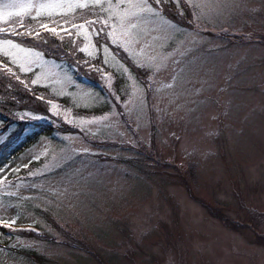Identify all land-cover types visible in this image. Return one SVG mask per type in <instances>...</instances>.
I'll return each mask as SVG.
<instances>
[{
  "label": "rangeland",
  "instance_id": "374dc122",
  "mask_svg": "<svg viewBox=\"0 0 264 264\" xmlns=\"http://www.w3.org/2000/svg\"><path fill=\"white\" fill-rule=\"evenodd\" d=\"M80 2L86 6L36 19L32 12L26 22L62 28L92 18L77 38L91 62L101 56L93 73L106 74L104 96L73 78V58L65 65L30 48L43 68L21 71L0 52L28 86L53 99L49 115L23 113L57 128L15 161L39 158L36 179L5 190L50 212L54 229L26 210L19 221L38 223L58 241L17 239L14 248L42 261L10 253L0 264H264V0H173L191 27L163 18L165 6L154 0L158 15L128 29L127 51L107 36L112 21L104 26L118 0H101L104 9ZM104 104V114L82 113ZM15 213L0 203V218Z\"/></svg>",
  "mask_w": 264,
  "mask_h": 264
},
{
  "label": "trees",
  "instance_id": "16d2710c",
  "mask_svg": "<svg viewBox=\"0 0 264 264\" xmlns=\"http://www.w3.org/2000/svg\"><path fill=\"white\" fill-rule=\"evenodd\" d=\"M158 2L165 6L162 13L164 16L170 19L173 13L169 8L173 6V0H158ZM150 3L153 6H156L154 0H150ZM100 18L101 17L99 15L97 18L98 21ZM90 19L92 18L86 17L84 15L81 17L80 21H75L77 24H80V22L90 21ZM73 20L74 18L69 21ZM31 22L33 21L28 19V23H26L27 26L22 28L25 33L23 37L19 35H11L9 37L8 29H6L5 33L0 34V38H11L14 40V42H17L26 48H35L37 50L40 49L46 58L53 59L57 62L61 61L65 65L66 63L67 65H69V63L72 64L73 59L74 62L77 60L78 62H75V64H77L79 68L78 71L80 72V80H78V82L90 84L93 88H95V90L100 91L101 94L105 92V84L103 82L104 77L102 78L99 75H96L92 72V69L86 68L87 63L84 61L81 62L82 59L89 60L85 57L83 51L80 50L84 39H78L77 35L74 33V30L70 31L69 36H66L64 33L59 31V35L50 33L39 34V38H36L35 32H37L38 29L32 27L30 24ZM32 29L33 32L31 35H29V30ZM232 37L234 36H230V38ZM262 39L264 40V38ZM253 41L262 42L260 39H254ZM98 55L99 54L96 56ZM97 59L98 58H92L93 61H96ZM126 62L131 65L128 59H126ZM10 65L11 64L9 62H6L0 57V135H3L4 133H7L8 135L7 140L0 144V203L3 202L8 204L16 211V213L11 219L0 218V220L15 221V223L11 225H18V223L31 224L34 225L37 230L35 232L26 230L19 231L15 229H9L5 226H0V262L1 259L5 257V255H10V253L21 254L24 257H30V260L33 262H40L42 261L41 257L38 255L36 256L34 252H25L19 248H14L12 244L17 239L25 238L34 241L39 240L42 242H52L54 240L55 243H57L58 241L55 239L52 240L51 236L47 234V230L39 227L38 223L19 221V219H21V211L26 210L33 212L38 216V218L42 219L44 226L53 228L54 222L50 216L51 213L44 210V208L34 206L27 199H22L15 194H9L5 188L18 184L22 185L25 182H32L36 179L35 175H33V172H36L41 167V160L39 158H32V160L29 162L19 166H15V161L26 149L31 148L32 145L42 138V136L53 137V131L57 130V128L53 122L51 124L43 121L37 122L33 119L30 120L29 116H24L23 113L49 115V108L53 99L50 100V97L48 96L44 97L39 88L28 86L26 84V80L23 79L26 77L21 75L19 71H17L19 72V75H17L15 68H13L15 71L11 68L12 73L15 75L6 71V68H10ZM115 77L116 80L114 81V86L116 87V91H120L122 88L123 79L117 74H115ZM21 81H23V83H21ZM105 108L107 109V106L104 104L97 108L94 107L92 110H84L82 113L92 116L100 115L105 112ZM21 116L24 118L22 119ZM63 128L65 133L76 132H70L68 128L65 129L66 126H64V124L62 125L61 130H63ZM222 220L225 221V223H228V219L222 217ZM54 241L52 243H54ZM64 244L70 245L67 243Z\"/></svg>",
  "mask_w": 264,
  "mask_h": 264
},
{
  "label": "snow or ice",
  "instance_id": "6c2138e0",
  "mask_svg": "<svg viewBox=\"0 0 264 264\" xmlns=\"http://www.w3.org/2000/svg\"><path fill=\"white\" fill-rule=\"evenodd\" d=\"M94 4L104 9V4L101 3V0H94ZM85 6L86 5L80 2V0H76L75 3H64L62 0H40V2H33V0H0V25L6 23L11 24V27L8 29L9 37L11 35H20L21 33L16 29L15 23H13L14 17L23 18L35 12L33 19H36L46 12L52 15L57 10L68 9L71 11L74 8H83ZM106 10L109 13V17L104 21V26L108 27V21H112L110 25L111 30L107 32V36L113 43H124L126 51L128 50V45L123 38L130 37L128 29L135 28L136 22L142 20L146 15H158L152 4L149 3V0H118V7L109 4ZM94 23L95 21H86L85 24L76 26V30L79 32L80 29L86 26L91 27ZM21 26L23 27V25ZM40 27L59 35L55 27L49 28L48 25L44 23H41ZM5 32L6 29L0 26V34ZM32 32L33 30H29V35H31ZM36 38H39V33H36ZM80 50L86 51L85 48ZM0 52L10 56L11 61L16 63L21 71L31 70L33 66L43 68L41 53L33 52L30 48L26 49L21 44L14 42L11 38L0 39ZM105 52L107 53V48H105ZM6 71L12 73L11 68H6ZM12 74L15 75L14 73ZM37 79H39V77ZM37 79H34L32 83H37ZM21 83H23V81H21ZM21 118L23 119L24 117L21 116ZM33 118L38 119L39 117ZM13 223H15L13 220H0V225L5 227H9Z\"/></svg>",
  "mask_w": 264,
  "mask_h": 264
}]
</instances>
